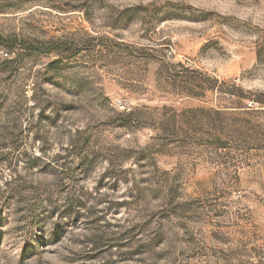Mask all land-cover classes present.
Instances as JSON below:
<instances>
[{"label":"rangeland","instance_id":"obj_1","mask_svg":"<svg viewBox=\"0 0 264 264\" xmlns=\"http://www.w3.org/2000/svg\"><path fill=\"white\" fill-rule=\"evenodd\" d=\"M0 35L66 49L0 46V264H264V0H0Z\"/></svg>","mask_w":264,"mask_h":264},{"label":"trees","instance_id":"obj_2","mask_svg":"<svg viewBox=\"0 0 264 264\" xmlns=\"http://www.w3.org/2000/svg\"><path fill=\"white\" fill-rule=\"evenodd\" d=\"M0 46L3 47L4 49L7 50L8 54H13L15 59H10L11 61H15L16 58H18L19 53L15 54L16 50H22V51H26L29 53H39V54H50V53H55L57 56H59V58L55 61H53L52 63L49 64V68L51 70H55L57 65H59L62 61V55L64 52V50H66L63 47H57V45H52V46H45V45H29L26 43H23L21 41H17L16 39L13 38H4L0 35ZM54 46V47H53ZM18 52V51H17ZM255 102H257L258 104L263 105V103L258 100V99H254ZM132 117H134L133 113H130L126 116V118L131 119ZM219 140V139H218Z\"/></svg>","mask_w":264,"mask_h":264},{"label":"built area","instance_id":"obj_3","mask_svg":"<svg viewBox=\"0 0 264 264\" xmlns=\"http://www.w3.org/2000/svg\"><path fill=\"white\" fill-rule=\"evenodd\" d=\"M251 105V104H250ZM116 106L120 109L123 110L124 108V103L122 101H116Z\"/></svg>","mask_w":264,"mask_h":264}]
</instances>
